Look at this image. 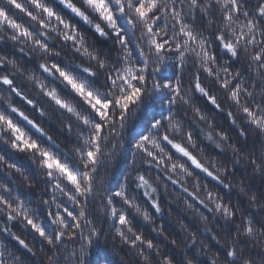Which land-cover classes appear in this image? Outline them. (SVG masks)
Returning <instances> with one entry per match:
<instances>
[{
    "label": "clouds",
    "instance_id": "obj_1",
    "mask_svg": "<svg viewBox=\"0 0 264 264\" xmlns=\"http://www.w3.org/2000/svg\"><path fill=\"white\" fill-rule=\"evenodd\" d=\"M0 264H264V0H0Z\"/></svg>",
    "mask_w": 264,
    "mask_h": 264
}]
</instances>
